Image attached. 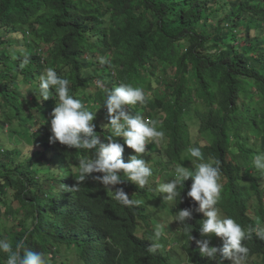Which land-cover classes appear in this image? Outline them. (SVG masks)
<instances>
[{
	"label": "trees",
	"instance_id": "trees-1",
	"mask_svg": "<svg viewBox=\"0 0 264 264\" xmlns=\"http://www.w3.org/2000/svg\"><path fill=\"white\" fill-rule=\"evenodd\" d=\"M48 68L95 112L103 143L107 92L121 83L144 90L146 103L130 111L165 135L141 154L149 183L141 188L122 175L115 186L138 203L117 202L94 178L100 174L79 181L78 160L91 159L92 150L49 143L56 102L38 96ZM191 147L201 148L202 161ZM132 154L125 146V162ZM258 154L264 0H0V239L13 249L23 240L47 264H220L202 256L174 220L198 207L187 197L192 179L173 201L158 186L175 178L177 164L218 160L221 215L244 229L264 227V175L252 166ZM193 216L192 235L201 239L205 217ZM210 239L222 247L221 238ZM243 243L246 264H264V239L252 233ZM7 255L0 252V264Z\"/></svg>",
	"mask_w": 264,
	"mask_h": 264
},
{
	"label": "clouds",
	"instance_id": "clouds-1",
	"mask_svg": "<svg viewBox=\"0 0 264 264\" xmlns=\"http://www.w3.org/2000/svg\"><path fill=\"white\" fill-rule=\"evenodd\" d=\"M26 63L27 59L24 60V64ZM69 83L68 79L59 76L53 68H48L39 78V100L47 101L53 98L56 102L51 113L49 143L55 145L58 142L68 148L92 150L91 159L78 160L79 181L85 180L93 173L100 174L94 178L108 187L117 202L124 206L138 203L130 199L123 188L115 186L122 183V175L141 188L149 183L152 169L146 160L141 158V154L146 152L147 145L158 143L165 135L157 129L156 121L147 120L130 111L131 106L146 103L144 90L121 83L107 92L103 105L107 109V123L102 125V128L109 130L110 135L104 137L107 142L103 143L101 135L96 132L95 112L85 107L82 101L70 92ZM121 137L123 144L117 141V138ZM125 146L133 152L128 162L123 159ZM188 151L191 157L203 160L200 147H191ZM252 166L264 175V154L255 155ZM189 178L193 183L187 191V197L196 202L198 207L181 209L174 216V220L179 224L178 230L183 231L190 241H195L202 256L212 260L219 259L220 264H223L224 260H230L232 264H246L248 248L243 241L249 239L252 233L264 239V227L249 226L244 229L231 217L221 215L217 204L221 199L223 185L219 182L221 169L218 160L201 162L194 169L177 164L175 178L159 184L158 191L167 194L164 197L167 201L180 199L179 189L184 188L185 181ZM194 212L202 213L205 217L199 222L201 239L192 235V228L188 223L194 218ZM213 235L222 239V247L211 245L210 237ZM159 237L160 231L157 230L153 239ZM157 247L158 245L153 243L149 250L155 251ZM0 252L8 254L6 264H47L44 254L27 249L23 240L17 242L13 249L7 240L0 239Z\"/></svg>",
	"mask_w": 264,
	"mask_h": 264
},
{
	"label": "rangeland",
	"instance_id": "rangeland-1",
	"mask_svg": "<svg viewBox=\"0 0 264 264\" xmlns=\"http://www.w3.org/2000/svg\"><path fill=\"white\" fill-rule=\"evenodd\" d=\"M104 113L107 114V110H105ZM194 127H196V126H194ZM118 139H119V138H118ZM24 143H25V142H24ZM24 143H23L22 145H24ZM19 145H20V144H19ZM32 149H34V148H32ZM147 149H149V145H147L146 151H147ZM130 150H131V149H130ZM24 151H25V153H30V152H28V151H30L29 147H25ZM192 163H195V162L193 161ZM171 180H172V178H171ZM171 180H170V181H171ZM170 181H169V182H170Z\"/></svg>",
	"mask_w": 264,
	"mask_h": 264
}]
</instances>
